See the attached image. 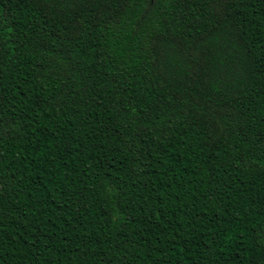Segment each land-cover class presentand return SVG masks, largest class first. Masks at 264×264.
<instances>
[{"label":"trees","instance_id":"16d2710c","mask_svg":"<svg viewBox=\"0 0 264 264\" xmlns=\"http://www.w3.org/2000/svg\"><path fill=\"white\" fill-rule=\"evenodd\" d=\"M0 264H264V0H0Z\"/></svg>","mask_w":264,"mask_h":264}]
</instances>
